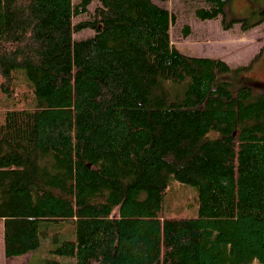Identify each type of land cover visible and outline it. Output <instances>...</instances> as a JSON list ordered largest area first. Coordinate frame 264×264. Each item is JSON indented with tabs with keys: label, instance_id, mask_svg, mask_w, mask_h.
<instances>
[{
	"label": "trees",
	"instance_id": "16d2710c",
	"mask_svg": "<svg viewBox=\"0 0 264 264\" xmlns=\"http://www.w3.org/2000/svg\"><path fill=\"white\" fill-rule=\"evenodd\" d=\"M174 21L154 0H0L5 256L47 239L38 264H264V90L183 53ZM170 178L194 215L165 212Z\"/></svg>",
	"mask_w": 264,
	"mask_h": 264
},
{
	"label": "rangeland",
	"instance_id": "374dc122",
	"mask_svg": "<svg viewBox=\"0 0 264 264\" xmlns=\"http://www.w3.org/2000/svg\"><path fill=\"white\" fill-rule=\"evenodd\" d=\"M154 1L167 8L175 16V21L170 25V36L171 42L178 49L188 55L221 58L233 68L243 66L244 70L239 72L236 80L252 86L255 92L264 90V50L262 49L264 47V19L260 22V17H258V11L264 6L261 1L227 0L224 22L227 23L230 19L247 18L250 26L246 28L242 27L243 21L233 22L230 27L224 28L220 17L204 20L198 18L194 14V9L202 4L201 1ZM91 34L93 30L84 29L78 33L75 32V39ZM12 101L0 91V111L11 107ZM195 196L194 186L170 178L164 198L165 212L169 216L194 215L197 209ZM2 224L0 219V264H25L26 256L7 257L4 255ZM42 242L44 244L36 252L44 253L42 257L44 258L47 256L46 249L50 245V240L43 239ZM64 258L59 259L64 262ZM40 260L32 261L31 264H38Z\"/></svg>",
	"mask_w": 264,
	"mask_h": 264
},
{
	"label": "crops",
	"instance_id": "0c3cea01",
	"mask_svg": "<svg viewBox=\"0 0 264 264\" xmlns=\"http://www.w3.org/2000/svg\"><path fill=\"white\" fill-rule=\"evenodd\" d=\"M44 253H40L39 252H28L26 254H23L21 256L25 257L26 256V261H25V264H31L32 261H38L39 259H42Z\"/></svg>",
	"mask_w": 264,
	"mask_h": 264
}]
</instances>
